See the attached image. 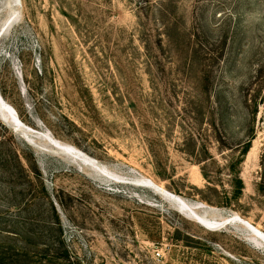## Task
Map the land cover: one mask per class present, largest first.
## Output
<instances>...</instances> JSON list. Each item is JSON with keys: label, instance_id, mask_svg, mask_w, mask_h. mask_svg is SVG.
I'll use <instances>...</instances> for the list:
<instances>
[{"label": "rangeland", "instance_id": "rangeland-1", "mask_svg": "<svg viewBox=\"0 0 264 264\" xmlns=\"http://www.w3.org/2000/svg\"><path fill=\"white\" fill-rule=\"evenodd\" d=\"M0 99V264H264V0H0Z\"/></svg>", "mask_w": 264, "mask_h": 264}, {"label": "bare ground", "instance_id": "bare-ground-1", "mask_svg": "<svg viewBox=\"0 0 264 264\" xmlns=\"http://www.w3.org/2000/svg\"><path fill=\"white\" fill-rule=\"evenodd\" d=\"M0 111H2V113H3V115L5 116V117H8V116H12L11 114H10V112H13L12 110H11V108L6 104V103H4L3 102V100L2 99H0ZM3 117V116H2ZM5 121H6V119H5ZM6 122H8V121H6ZM9 123V122H8ZM39 140V139H38ZM147 183H148V185L149 186H154V183L152 182V181H147ZM149 186H147V187H149ZM157 187V186H156ZM155 188V187H154ZM159 188V187H158ZM153 189V188H152ZM158 192V191H157ZM160 192V191H159ZM243 223V227H245L250 233H252V236L254 235L256 238H258L259 240L260 239H262V234L259 232V231H257V230H255L254 228H252L248 223H245L244 221L242 222ZM258 239H257V241H258ZM254 240V239H253ZM261 241V240H260Z\"/></svg>", "mask_w": 264, "mask_h": 264}, {"label": "trees", "instance_id": "trees-1", "mask_svg": "<svg viewBox=\"0 0 264 264\" xmlns=\"http://www.w3.org/2000/svg\"><path fill=\"white\" fill-rule=\"evenodd\" d=\"M0 130H4L3 127L0 125ZM5 131V130H4ZM8 142H10V138L9 137H3V138H0V149L5 145V144H8ZM9 158V155L7 154H4L2 152H0V161L2 162H6L7 159ZM2 216H4V214H0ZM5 234H11V231H4ZM4 254V252L1 250L0 251V255Z\"/></svg>", "mask_w": 264, "mask_h": 264}]
</instances>
